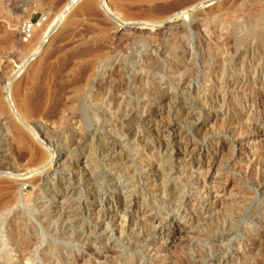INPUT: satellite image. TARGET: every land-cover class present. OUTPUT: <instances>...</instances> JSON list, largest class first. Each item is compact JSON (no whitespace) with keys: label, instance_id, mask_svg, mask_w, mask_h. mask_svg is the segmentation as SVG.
Returning <instances> with one entry per match:
<instances>
[{"label":"rangeland","instance_id":"1","mask_svg":"<svg viewBox=\"0 0 264 264\" xmlns=\"http://www.w3.org/2000/svg\"><path fill=\"white\" fill-rule=\"evenodd\" d=\"M65 1L0 0V95L5 94L3 89L5 85L3 84H6L10 79L14 80V89L19 94L24 93L25 87L29 84L33 85L46 71H43L45 66H48L45 69H53L60 54L70 48V46L64 47L63 45L68 43L75 34L84 33L83 35H85V30L94 29L93 35L96 38L93 43L98 45L102 42L100 36L95 34L99 29L92 23L91 18L85 15H79L77 18L71 16L72 9H69L70 12L66 11L67 14H63L64 17L61 16L63 17L60 19L61 22L58 23L53 35L44 45L42 52L33 58L30 57L33 51L30 47L32 36L23 40L18 34L20 25L27 19L34 22L39 20V24L34 25V28L38 30L43 24L46 25L56 18L57 9ZM202 2L188 5L184 14L178 17L186 22L182 32L178 29V33H175L176 29H170L168 31L170 36L166 33L163 37L159 36L160 39L153 35V29H149L150 33L145 35L132 34L108 57L98 60L97 63L100 66L97 67L98 72L102 73L103 68L112 64L118 75L117 78L112 77L113 80L110 79L103 88L107 98L100 99L97 97L96 91L90 92V89L86 88L84 97L89 96V98L83 99L75 111L72 106H75L77 102L74 103L73 100H75V94L79 93L82 87L75 89L68 79L64 82L66 85L65 94L63 93L64 99L61 100L56 112L57 120L54 123L49 121L44 123L43 120H39L38 123L41 124L36 127L38 132L49 141L51 150L61 154L60 161L65 158L60 165L46 167L47 165L44 163L42 166H37L34 158L29 157L25 145L15 136L11 121L12 109L9 110L10 112L4 108L0 109V169L10 172L11 174L8 175H11L9 177L11 179L27 178L28 174L31 177L33 174L29 172L37 169L35 177L32 179L24 182L17 181L14 188L0 191V198L6 194H11L14 198L13 202L5 208L0 206V221L3 224L5 222L3 218L6 216V219L11 218L10 222L13 226L21 224V230L27 229L31 224L36 226L42 240H51L58 244L60 250L55 257H67L68 252L87 257L85 249L87 242H83V236L87 235L86 229L92 225L88 221L87 210L93 207H89L88 201L91 199L87 196L85 183L74 182V179L79 177L78 169L84 164V159L81 157H86L88 152L90 154L95 152L96 147L104 146V144L108 146L115 142L118 150L129 159V163L131 161L135 165L132 166L135 170L132 172L134 183L142 184L146 176L140 169L141 160L149 157L152 160L158 158L165 161L167 155L157 149V146L159 143H173V135L177 132H183L180 141L202 144L209 147L210 150L222 144L226 149L232 148L236 137L254 134L258 125L264 121V0H212L204 4ZM254 8L262 10L259 17L255 15L256 13L258 15V12H253ZM201 10L204 12H199ZM102 13L107 17L112 15L106 10H102ZM162 47L163 50H161ZM57 48L61 49V53L56 52ZM252 58L254 61L251 60ZM240 65L242 66L240 67ZM257 65L263 67L261 73L256 68ZM34 67L38 70L36 69V74L32 78L30 73ZM101 67L102 69H100ZM41 69H43L42 73ZM186 69L188 71L185 73ZM131 72H142L145 75L141 80L131 79ZM214 73H216L215 79H219L222 74L224 75L223 79H234V75L239 74L242 79H244L243 76H248L252 82L248 84L249 87L246 90L239 91L232 98H228L229 102L225 101L226 103L222 104L219 101L216 105L214 103V94L216 95V93L213 91H216L221 84L210 92L209 84L206 82L213 78ZM44 74L48 75V72ZM52 74H49V79ZM258 78L261 79L259 82ZM51 80L55 81V78L52 76ZM223 85L225 86V82ZM96 97L97 99H95ZM216 106L221 107L220 112L213 111ZM210 108L212 111L207 110ZM72 111H75L76 117L74 115L65 117ZM150 118L152 121L148 124ZM151 123L155 131L148 127ZM229 128L231 130H228ZM92 135L94 138L91 148H87L82 142L91 138ZM252 135L249 136L248 142L252 146L249 145L253 153L249 155L250 165H247L246 169H244L246 162L242 164L243 156L240 152L228 155L225 154L224 148L219 153L221 157L219 166L224 171V175L220 179L226 180L228 189H233L232 192L244 195L245 200L240 203V221L222 242L221 245L224 247L220 253L223 256H228L245 249L243 256H246L247 262L257 264L256 246L243 242L244 236L247 237L249 234L248 231L251 233L264 231V189L262 193L260 190L258 191V179L249 173L253 169V167L250 168L251 163L255 167L254 160L261 161L263 165L261 167L262 178L264 179V134ZM195 153L192 155L197 157ZM239 172L243 175L241 176ZM103 173L102 176L106 177L107 173ZM105 179V184L111 183L112 179H118L121 186H128L122 172L112 173ZM166 180L164 177L161 178V183ZM153 181L159 183L157 180ZM214 181V179L211 181L212 184ZM127 190L130 191L131 187H128ZM72 199L79 203L75 202L72 205L70 202ZM61 211H63V215L61 214L58 222L66 228L74 220L76 231H81V242H77L69 234L62 237L54 235L55 215ZM256 211L262 213V225L258 224L255 218ZM200 212L199 220L209 221L212 218L210 216L215 215L213 211L207 214ZM186 214V212L182 214L183 218L182 215H179L172 220V224L176 222L184 227V232L193 230L196 226V222L186 219L188 216ZM154 216L158 217V214L154 213ZM49 220L50 227L53 226L52 232L51 228L45 229L44 227L46 221L49 222ZM163 221L156 228L162 229L165 224L170 223L164 219ZM244 226L248 229L244 230L242 228ZM129 228L124 232V235L120 236L114 231L101 232L102 242L106 246L120 250L123 253L122 257H132L130 244L134 242V238L131 236ZM93 229L94 232L97 231V228ZM95 235L94 233L91 237L93 244L101 247L99 241L94 239ZM180 235L182 234H176V239L173 242L176 244L170 250L159 255L162 259L159 263L148 258L149 256L143 251L144 247L137 251L139 257L137 262L127 258L121 262L123 264H176V261H172L174 258L172 253L177 247L181 246L187 252L195 254L194 240L187 239L186 242L181 239L180 242V239H177ZM136 240L140 247L144 244L143 238L140 237ZM177 241L185 242L180 244ZM206 242L205 240L200 241L199 246L206 247ZM174 246L176 248L172 249ZM263 248L264 239H262V253L264 252ZM247 250L248 252H246ZM49 253L53 254L55 250L46 247L42 242L37 248L35 257ZM11 254L14 257L13 253ZM102 255H106V253L104 252ZM36 261L39 262L38 259ZM196 263L216 264L210 260H198L194 262V264ZM261 264H264V257Z\"/></svg>","mask_w":264,"mask_h":264},{"label":"bare ground","instance_id":"2","mask_svg":"<svg viewBox=\"0 0 264 264\" xmlns=\"http://www.w3.org/2000/svg\"><path fill=\"white\" fill-rule=\"evenodd\" d=\"M200 1H203L202 3L204 4L212 0H66L61 7L57 9V13L55 12V19L46 25L43 24L38 30L33 27L31 33L32 38L30 36V47L33 49L30 57L32 58L42 52L44 45L53 35L58 23L61 22L60 19L64 17L63 14H67L66 11L70 12L69 9H72L71 16L76 18L79 17V15L90 17L92 23L97 25V29H99L95 34L102 39V42L98 45L93 43V40L96 38L93 35L94 29L85 30V35H83L84 33L75 34L68 43L63 45L64 47L70 46L68 51L61 53V49L57 48L56 52L61 54L60 57L57 58L53 69L51 67V69H45L48 66H45V68H43L44 70L41 69V73L46 71L42 73L33 85L29 84L26 86L22 94H19L14 89V80H7V83L3 84L5 85L3 86L5 94H3L4 96L0 95V109L4 108L8 111L12 109L11 121L15 136L25 145L29 157L34 158L37 166H42L44 163L47 165H45L46 167L56 164L58 166L65 159L60 161L62 157L61 154L51 150L49 141L38 132V128L36 129V127H39L41 124L38 123L39 120H43L44 123L47 121L54 123L57 120L56 112L61 100L64 99L63 93L65 94L64 89L66 85H64V82L68 79L75 89L82 87L79 93L75 94V100H73L74 103L77 102L75 106H72L75 111L78 109L83 99L89 98V96L84 97L86 88L90 89V92L96 91L95 93L100 99L107 98L103 88L110 79L113 80L112 77L117 78L118 75L112 64L103 68L102 73H100V71L98 72L97 67H100L97 63L98 60L108 57L132 34L145 35L150 33L149 29H153V35L158 38L159 36H165L170 29H176V31H174L175 33H178V29L182 32L185 29L184 26L186 22L178 17L184 14L188 5ZM192 8L194 10V7ZM102 10H106L108 13L112 14L111 17L104 15ZM255 11L258 12V15L257 13H253L256 17H259V13H262L260 8H254L253 12ZM188 12L190 13V10ZM199 12L203 13L204 11L201 10ZM168 36H170L169 33ZM148 42L150 41L148 40ZM163 49L162 47L161 50ZM251 60L254 61L253 58ZM114 61L116 60L114 59ZM241 66L242 65H240V67ZM256 68L259 69L261 73L263 67L257 65ZM36 69L38 70V68L34 67L33 71L31 70L30 74L32 78L36 74ZM100 69H102V67ZM187 71L186 69L185 73ZM46 72H48V75L44 74ZM51 73H53L52 76L55 78V81L51 80L52 76L50 79L48 78ZM144 75L145 74L142 72H131L130 77L131 79L141 80ZM223 76L222 74L219 76V79H215L216 73H214L213 78L206 80L209 84L210 92L213 91V88L221 84L217 87L216 91H213L216 93V95L214 94V103L216 105L219 101H221L222 104L229 102L228 98H232V96L235 93H239V91L243 92L249 87L248 84L252 82V79H249L246 75L245 77L243 76L244 79L239 77L238 74L234 75V79L229 78L228 80L225 78L223 79ZM260 80L261 79L258 78V82ZM116 82L113 83L116 84ZM224 82L225 86L223 85ZM262 92L261 90V93ZM97 97L95 99H97ZM115 97L117 98V96ZM207 110L212 111L211 108ZM75 111H72L69 115L66 114L65 117L70 115L76 117V114H74ZM213 111L220 112L221 107L216 106V109ZM151 119L152 118L148 120V124L152 121ZM152 126V123L148 125L151 130L155 131ZM228 130L231 129L229 128ZM182 133H175L173 135L174 141L171 144H158L157 149L164 155H167L165 161L158 158L152 160L149 157L141 160L140 169L146 176L142 184L138 182L134 183L135 180L132 172L135 170L132 166L134 167L135 165L131 161L129 163V159L123 156V153L118 150L117 145L114 144L115 142L108 146L104 144V146L96 147L94 149L95 152L91 154L88 152L86 157H81L84 159V164L78 169V171H80L78 173L79 177L73 181L85 183L87 196L91 199L88 201L89 207H93L87 210V218L92 225L90 224L91 226H88L86 229L87 235H85V237L83 236V242H87L85 248L87 257H83L81 254L76 255L73 252L67 253V255H71V257H55L57 255L56 253L60 250L55 241L42 240L37 227L32 224L29 225L27 229L21 230V224L13 226L10 222L11 218L6 219V216H4V224L0 221V249L2 250L0 254V264H123L121 261H124L125 258L133 259V261L137 262L139 259L137 251L140 250L139 248L143 247V251L149 256L148 258L155 263H159L162 261L159 255L170 250V248L176 244L173 243L176 239V234H182L177 238L180 239V242L182 241L181 239L186 242L192 239L194 240L193 243H195V254L187 252V250L183 249L181 246L177 248L174 246V248H172H176L172 253L174 256V258L172 257V261H176V264H194V262L198 260H210L216 262V264H249L245 259L246 256H243L245 249H242L239 253L228 256H223L220 253L224 247L221 245L222 242L229 236L233 227L236 228L240 221V203L245 201L244 195H238L236 192H232L233 189H228L225 182L226 180L220 179V177L224 175V171L223 168L219 166L221 158L219 153L223 151L222 149H224L225 146L223 147L222 144L210 150L209 147L202 144L182 142L179 140ZM260 133L264 134V121L258 125L254 134H244L236 137V142L232 148H225V154L234 155L235 152H240L243 156L242 164L246 162L244 167V169H246L247 165H250V161L248 160L249 155L253 153L250 149L251 145L248 142V140H250L249 136L252 134V136H255ZM93 138L92 135L88 140H84L82 144L87 148H91ZM96 152L98 155L97 157ZM194 152H196L195 154H197V157L192 155ZM254 163H256V166L254 167L251 163L250 168L252 169L253 167V169L249 173L255 175V178L258 179V184L256 183L258 187L257 185L256 187L258 191L260 190L262 193L264 189V179L262 178L263 170H261V167L263 165L261 161L254 160ZM101 168L104 170L101 171ZM238 168L240 170V166ZM36 170L37 169H35V171L33 170L34 173L32 171L29 172L33 174L31 177H29L28 174L27 178L11 179L9 178L11 175H8L11 174L10 172L0 169V191L14 188V186H16L15 182L17 181L24 182L28 179H32L35 177L34 174H36ZM102 172L107 173L106 177L111 176L112 173L117 174L122 172L128 186H121L118 179H112L113 181L111 183L105 184L106 177L105 175L102 176ZM249 173L248 175H250ZM240 175L242 176L243 173ZM163 177L167 180L161 183V178ZM213 179L215 180L214 184L211 182ZM153 180H157L159 183H155ZM128 187H131L130 191L127 190ZM13 199L11 194H6L0 198L1 208H5L9 203L13 202ZM70 202L73 205L78 201L72 199ZM17 203L19 204V202ZM198 208L199 211H197ZM188 209H190V211H188ZM52 211L49 212L51 213ZM200 211L204 214L213 211L215 215L210 216L212 218H210L209 221H204L203 219L199 220L201 216ZM153 212L158 214V217H155ZM185 212L187 213L186 215H188L186 218L188 221L193 220L196 222L195 228L186 232H184L185 228L176 224V222L172 224L174 217H179V215ZM7 213L9 214V211ZM61 214L63 215V211L55 215L56 222L54 231L52 230L53 226L52 228L50 227V220L49 222L46 221V225L44 226L45 229L51 228L50 231H53L54 235L57 237L69 234L74 237L77 242H81V231H76L75 221L71 219L73 221L65 228L58 222L62 216ZM254 214L258 224L262 225L261 211H256ZM51 216L55 218L52 214ZM67 216L69 217V215ZM181 217L183 218V215ZM48 219L50 218L48 217ZM163 219L170 223H167V225L165 224V227L162 229L156 228L158 224L164 222ZM103 222L105 223L104 226ZM128 227H130L129 231H131V236L134 238V242L130 244L132 257H122L123 253L120 250H115L102 242L101 232L106 230L110 232L114 231L120 236L125 234L124 232L128 230ZM93 228H97V231L95 230L97 233L94 232ZM242 228L244 230L248 229L245 226ZM94 233L96 234L94 239L96 238L99 241L98 243L101 244V247H97L96 244H93L91 237ZM248 233L247 237L244 236L245 240L243 242H246L248 245L253 244L256 246L255 253L257 255V264H261L264 257V252L262 253V239H264L262 237L264 236V231L252 233L248 231ZM140 237L143 238L144 241L141 247L136 243L138 241L136 239ZM204 240L207 241L205 243L207 246L202 248L199 246V242ZM185 241L179 243L183 244ZM42 242L45 243L46 247L54 249L55 253L43 254L40 255V257H35L37 248ZM226 245L228 246V244ZM104 252L106 255H102ZM246 252H248V250ZM11 253H13L14 257ZM37 259L39 262L36 261Z\"/></svg>","mask_w":264,"mask_h":264},{"label":"built area","instance_id":"3","mask_svg":"<svg viewBox=\"0 0 264 264\" xmlns=\"http://www.w3.org/2000/svg\"><path fill=\"white\" fill-rule=\"evenodd\" d=\"M41 18V17H40ZM39 18V19H40ZM39 24V20L37 22H34L33 20L31 19H27L25 20L21 25H20V31H19V34H20V37L23 39V40H26V39H29L30 36H31V33H32V29L34 27V25H37Z\"/></svg>","mask_w":264,"mask_h":264}]
</instances>
